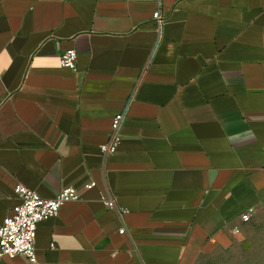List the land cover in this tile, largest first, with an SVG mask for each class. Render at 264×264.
I'll return each instance as SVG.
<instances>
[{"label":"crops","instance_id":"crops-1","mask_svg":"<svg viewBox=\"0 0 264 264\" xmlns=\"http://www.w3.org/2000/svg\"><path fill=\"white\" fill-rule=\"evenodd\" d=\"M19 185L80 197L38 224L39 264H207L239 244L264 223V0H0V225Z\"/></svg>","mask_w":264,"mask_h":264},{"label":"built area","instance_id":"built-area-1","mask_svg":"<svg viewBox=\"0 0 264 264\" xmlns=\"http://www.w3.org/2000/svg\"><path fill=\"white\" fill-rule=\"evenodd\" d=\"M152 20L155 29L161 31L165 21L158 11L153 14ZM76 62L77 53L75 50H67L60 55V66L62 68L75 71ZM124 118L125 112H121L112 120L108 140L101 147V153L106 157L114 155L120 145V130ZM93 186V184H90L86 188L91 189ZM15 194L19 203L0 225V260L20 256L25 258L29 264H39L35 250L38 224L55 218L65 203L78 201L80 197L74 189L67 188L54 198L47 200L21 185L15 188ZM102 203L107 209L116 210L118 213L124 214L127 212L118 209L113 199L102 197ZM253 213V209H249L241 216V220L245 223L249 222ZM119 234L123 235L124 229H120Z\"/></svg>","mask_w":264,"mask_h":264},{"label":"rangeland","instance_id":"rangeland-1","mask_svg":"<svg viewBox=\"0 0 264 264\" xmlns=\"http://www.w3.org/2000/svg\"><path fill=\"white\" fill-rule=\"evenodd\" d=\"M207 264H264V223L250 227L239 244L216 253Z\"/></svg>","mask_w":264,"mask_h":264}]
</instances>
